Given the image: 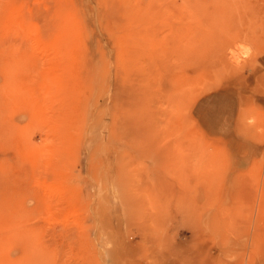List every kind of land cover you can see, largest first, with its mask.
Masks as SVG:
<instances>
[{"label": "rangeland", "instance_id": "obj_1", "mask_svg": "<svg viewBox=\"0 0 264 264\" xmlns=\"http://www.w3.org/2000/svg\"><path fill=\"white\" fill-rule=\"evenodd\" d=\"M0 264H264V0H0Z\"/></svg>", "mask_w": 264, "mask_h": 264}]
</instances>
